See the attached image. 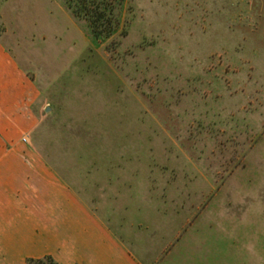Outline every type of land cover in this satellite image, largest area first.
<instances>
[{
	"label": "rangeland",
	"instance_id": "obj_1",
	"mask_svg": "<svg viewBox=\"0 0 264 264\" xmlns=\"http://www.w3.org/2000/svg\"><path fill=\"white\" fill-rule=\"evenodd\" d=\"M114 13L96 38L65 0H0V61L32 91L2 152L43 154L79 189L123 187L159 244L144 264H264V0Z\"/></svg>",
	"mask_w": 264,
	"mask_h": 264
},
{
	"label": "crops",
	"instance_id": "obj_2",
	"mask_svg": "<svg viewBox=\"0 0 264 264\" xmlns=\"http://www.w3.org/2000/svg\"><path fill=\"white\" fill-rule=\"evenodd\" d=\"M30 87L17 61H0V264L45 256L58 264H144L148 246L158 257L159 244L146 243L156 236L144 239L137 229L143 223L127 206L123 187L94 181L79 189L43 154L2 152L21 116H28Z\"/></svg>",
	"mask_w": 264,
	"mask_h": 264
},
{
	"label": "trees",
	"instance_id": "obj_3",
	"mask_svg": "<svg viewBox=\"0 0 264 264\" xmlns=\"http://www.w3.org/2000/svg\"><path fill=\"white\" fill-rule=\"evenodd\" d=\"M121 0H65L75 18L85 19L96 38L109 37L117 26L116 2ZM27 264H58L52 256L28 258Z\"/></svg>",
	"mask_w": 264,
	"mask_h": 264
}]
</instances>
